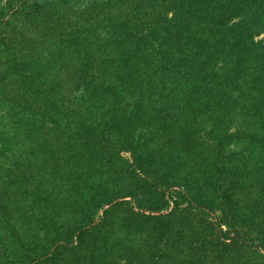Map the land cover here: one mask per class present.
Returning a JSON list of instances; mask_svg holds the SVG:
<instances>
[{"label": "trees", "instance_id": "obj_1", "mask_svg": "<svg viewBox=\"0 0 264 264\" xmlns=\"http://www.w3.org/2000/svg\"><path fill=\"white\" fill-rule=\"evenodd\" d=\"M14 1L17 14H33L51 26V36L54 38L50 42V49H54L55 52L60 50L62 54H69L77 49L75 45L78 38L74 36L75 33L64 30L62 34H57L52 30L53 17L56 14L54 9H64L63 6L68 8V4L58 6L57 2L45 5L40 0ZM80 1L83 5L88 3L87 0ZM120 1L116 0V3ZM71 2L72 0L69 1L70 5ZM112 2L115 1L111 0L110 3ZM132 2L137 4V9H146L143 17L140 20L121 19L112 23L106 30L108 39L105 42L114 52L112 57H107L111 60V76L114 81L109 80L108 88L111 91L114 90V86L128 88L135 102L126 116L118 120V117L110 119L109 123L113 120L111 128L114 129V136L111 138L112 148L109 147V151L99 153L90 146V151L86 152L87 145L79 142V132L75 140L56 145L62 147L68 161H73L72 163L81 170H73L68 179L59 177L57 173L53 175V170L49 173H37V176L42 177V181L37 180L39 185L29 192L28 197L31 202L28 212L24 213L26 223L15 226L10 210L6 208L9 194L4 193V184H0V215L5 216L6 227L13 244L19 250L13 252V259L10 255L12 264H65L70 261L67 257H76L74 259L77 261L74 264H79L83 252L97 249L99 240L95 236V231L101 230V224L98 223H106L112 213L120 215L123 220H130L132 225H126V229L133 230V239L144 230L146 225H155L160 231L168 228L177 237L183 235V224L179 222L175 209L170 211V200L171 187L178 185L175 182L177 170L174 165L177 161L181 165L180 159L188 156H183L179 152L178 158L169 157V153L164 156L161 166L156 168L152 159V147L136 138L138 128L146 119L142 113L144 102L153 103L152 96L147 91L152 86H162L166 73H171L174 69L178 50H181L178 54L183 55L193 51V57L187 61L189 64L196 59L200 60L204 75H201L203 72L198 74V79L201 80L197 82L196 87L202 89L198 93L203 91L206 98L209 96L211 101L222 99L224 101L228 98V101L238 105L239 102L233 100V96L229 93L238 87L245 88L251 94V98L247 99L248 103L251 99V104H247L244 108L247 111L250 109L252 113L260 110L264 115V37L256 39L257 36L264 34V0H132ZM211 9L216 16L212 18L213 22L208 15ZM8 23L10 20L4 13L0 0V52L4 54L7 65L3 77L16 78L25 87L29 103H20L13 114V120L0 119V145L8 134L7 127H15L23 134H34L42 137L40 139L47 148L43 152L44 156L39 152L35 157H42L46 162L49 157L47 152L54 146V142L45 135L48 128L46 124L57 115L59 105L52 88L46 85L44 70L35 74L36 62L21 53V44L12 37ZM66 34L73 36L76 41L71 40L69 36L65 38ZM213 56L217 60L214 61L216 65L213 62L207 66L208 68H203V58H208L210 61ZM218 59L220 64H217ZM105 60L108 64V59ZM185 60L186 58L182 59L183 63ZM82 67L86 68V65L81 63L80 69ZM170 84L173 86V79ZM174 89L173 87L170 94L171 96L174 94V104L180 108L185 103L184 96H177ZM163 101V98L157 100L155 97L153 104L156 105L158 113L146 114L149 115L148 120L150 118L156 120L158 132L163 137L175 139L173 146L178 148V151L181 150L179 148L184 146L186 149V146L192 144L202 147L205 143L207 146L208 140L199 143L200 136L195 135L193 123H186L189 121L187 117H183L184 119L174 117L170 120L172 115L167 114L165 109L160 107ZM167 103L169 104V101ZM37 104L45 108V111L36 110ZM219 104L223 105L221 101ZM176 118L183 120L181 124H176ZM60 124L62 125V122ZM82 129L87 131L85 127ZM180 130L184 132L183 135ZM89 133L94 134L95 131ZM69 137L74 138V136ZM177 141H179L178 146ZM52 149L55 151L56 147ZM169 158L174 160L170 161ZM213 159L214 171L206 181H208V189L211 192L215 190L219 194L218 220L227 221V226L235 231H237L236 225L242 221H251V225L255 227L256 225L253 224L255 217L252 215L256 213L252 209L248 211L241 204L242 201L236 198L238 189L242 187L241 184L237 185V181L242 178L249 181L252 178L253 167L241 170L237 165L230 164L219 150H214ZM27 166L28 169L24 170L23 163L17 162L9 170L22 185L34 184L36 180L34 179L36 172L30 171L31 164ZM57 178L62 182L55 181ZM108 178L110 181L107 180ZM16 189L18 191V188ZM262 191L264 192V185ZM249 194H254V191L248 190L245 196L248 197ZM140 195L142 199L147 197L141 200ZM128 198H136L137 205H129L132 203ZM175 203L179 202L175 200ZM105 205H110L109 209L105 210L100 221L97 222L95 216ZM39 210H42L39 216L45 218L37 221L42 223L45 234L54 238L52 243L44 241L39 244L35 242V238L31 239V227L36 224L33 220V212ZM73 219H76L74 223ZM208 224V228L212 231L204 236V242L200 244L202 250L214 247L229 248V244L223 239V234L218 233V228L216 226L214 228L211 222ZM208 228L204 227V230ZM257 229L263 231L261 228ZM201 233L207 232H200L199 235ZM22 235L25 236V242L32 240L29 243L32 247L19 257L20 251L23 253L25 246L22 244ZM227 235L233 244L236 241L235 235ZM189 236L194 237L195 234ZM187 241L192 243L194 240L190 238ZM0 244L6 251L8 248L6 239L0 238ZM140 251H144L143 254H134L126 259L125 264H149L151 257L155 256L154 250ZM32 254L36 256L31 257ZM2 255L5 256V253L2 252ZM6 255L8 256V253ZM101 261L105 262L104 259Z\"/></svg>", "mask_w": 264, "mask_h": 264}, {"label": "rangeland", "instance_id": "obj_2", "mask_svg": "<svg viewBox=\"0 0 264 264\" xmlns=\"http://www.w3.org/2000/svg\"><path fill=\"white\" fill-rule=\"evenodd\" d=\"M69 1L40 0L45 5L54 2H57L58 6L68 4L69 9L66 6H63L64 9H54L56 14L53 17L52 30L57 34H62L64 30L77 34H74L78 38L77 41L75 40L77 49L69 54H62L60 50L55 52L49 47L54 36H51V26H48V23L45 24L30 13L17 14L14 0H1L2 9L10 20L7 24L9 32L13 38L18 40L17 43L21 44V53L36 62L35 74L44 70L46 85L52 88L59 105L57 115L46 124L48 128L45 135L54 142L53 147H56L55 151L52 147L47 152L48 165L42 157H35L39 152L41 156H44L43 152L47 150L43 145L44 141L40 139L42 137L31 133L23 134L15 127H7L8 134L3 144L0 145V184H4V193L9 194L6 208L10 210L15 226L26 223L24 213H27L30 207L29 192L39 185L37 180L42 181V177L37 176V173H49L53 170V175L57 173L59 177L68 179L73 170H81L72 163L73 161L69 162L62 147L56 145L75 140L79 132V142L87 145L86 152L90 151V146H93L92 150L99 153L109 151V147L112 148L111 138L114 136V129L111 128L113 120L109 123L110 119L118 117V120L126 116L135 102L128 88L114 86L112 91L108 88V82L110 79L113 81V77L111 76V60L107 57H112L114 52L107 47L105 42L108 39L106 30L112 23L121 19L140 20L146 9H137V4L132 0H121L120 3H116V0L112 3H110L111 0H87L88 3L84 5L80 0H72L71 5ZM208 13L211 21L215 12L211 9V13L210 11ZM67 36L69 35L66 34L65 38ZM69 37L74 41L73 36ZM263 37L264 34L257 36L256 39ZM46 45L48 47H45ZM179 52L181 50H178ZM178 53L176 54L178 59L173 65L174 69L171 73H166L162 86H152L147 93L152 96L153 103L155 97L157 100L163 98L164 101L160 107L165 109L167 114L172 115L170 120L174 117H187L189 121L186 123H193L195 135L200 136L199 143L208 140L207 146L205 143L202 147L192 144L186 146V149L183 146L178 151V148L173 146L175 139L163 137L156 129L158 128L156 120L151 118L148 120L149 115L146 116V114L158 113L156 105L149 102H144L142 113L146 119L138 128L136 138L152 147V159L156 168L161 166L164 156L169 153V157L177 156L178 158L179 152L183 156H188V158L180 159L181 165L178 161L174 165L177 170L175 173L177 181L175 182L178 185L171 187V200L173 201L170 200V211L175 209L177 212L176 216L183 224V235L177 237L168 228L160 231L155 228V225H146L144 230H141L133 239V230L126 229V225H132L130 220H123L120 215L112 213L106 223L99 222L105 210L109 209L110 205H105L95 216V220L101 224V230L94 232L99 240L97 249L83 252L79 264H125L126 259L134 254H143L144 251L140 250H154L155 256L151 257L149 264H264V192L262 191L264 185V115L259 109L257 113H252L250 109L247 111L244 108L247 104H251V99L249 103L247 102L251 94L245 88L238 87L229 93L233 96V100L239 102L238 105H234L233 101H228V98L224 101L223 99L211 101L208 95L206 98L203 91L198 93L202 90L196 87L197 82L201 80V78L198 79V74L203 72L200 60L196 59L189 64L187 61L193 57V51L185 55ZM184 58H186L185 63L182 61ZM105 59H108V64ZM203 59V68H208L207 66L214 61L217 62L214 56L210 61L208 58ZM81 63H84L86 68L80 69ZM217 64H220L219 59ZM6 66L5 56L0 52V119L3 121L13 120V114L20 103H29L25 87L16 78L4 79ZM176 67L178 68L175 69ZM201 75L203 76L204 72ZM171 79H173V86L170 84ZM115 82L118 84L117 81ZM173 87L177 96H184L185 103L180 108L174 104V94L173 96L170 94ZM220 101L223 105L219 104ZM36 110L44 112L45 108L37 104ZM176 120V124H181L183 121L179 118ZM83 127L87 131H84ZM93 130L94 134L89 133ZM180 133L184 134L182 130ZM69 136H74V138ZM214 150L221 151L230 164L237 165L241 170L253 167L252 178L249 181L244 178L237 181V185L241 184L242 187L238 189L236 198L242 201L241 204L247 210L252 209L256 213L252 215L255 217L253 223L255 227L251 225V221H242L236 225L237 231H235L227 226V221L218 220L220 216L219 194L215 190L211 192L208 189V181H206V178L214 171ZM168 160L174 159L169 158ZM17 162L23 163L24 170L28 169L27 164H31L30 171L36 172L34 184L22 185L9 172L13 168L12 165ZM107 180L110 181V178ZM55 181L62 182L59 178ZM250 189L254 191V194L246 197L245 194ZM141 196L139 197L141 200L147 197L142 199ZM128 200L132 203L129 205H137L136 198H128ZM175 200L179 203H175ZM41 211L35 213L32 211L36 224L31 227V239L35 238V242L39 244L44 241L52 243L54 238L45 234L42 223L37 221V219L45 218V216H39ZM146 212L149 213V211ZM4 217L0 215V238L6 239L8 248L5 251L0 244V264H12L10 258L13 259V252H19V250L13 244ZM75 221L76 219L72 220L73 223ZM210 222L213 223L214 228H218V233L223 234V239L229 244V248L214 247L202 250L200 244L204 242V236L212 231L208 228ZM204 227L208 229L204 230ZM153 229L155 231H152ZM192 232L195 234L194 237L189 236L193 234ZM200 232L207 233L199 235ZM227 234L235 235L236 243L232 244ZM22 237V244L25 246L23 247L24 252L20 251L19 257L26 254L32 247L29 244L32 240L25 242V236L22 235ZM190 238L194 240L192 243L187 241ZM165 243L166 246L163 245ZM34 256L36 255H31V257ZM74 258L67 257L70 261L65 264H74L77 261ZM103 259L105 262L101 261Z\"/></svg>", "mask_w": 264, "mask_h": 264}]
</instances>
